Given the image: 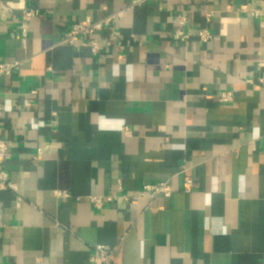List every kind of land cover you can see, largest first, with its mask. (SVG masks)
<instances>
[{
  "label": "crops",
  "instance_id": "crops-1",
  "mask_svg": "<svg viewBox=\"0 0 264 264\" xmlns=\"http://www.w3.org/2000/svg\"><path fill=\"white\" fill-rule=\"evenodd\" d=\"M107 18L99 55L65 42ZM16 61L0 264H97L99 245L111 264H264V0H0V62ZM164 180L170 197L126 201Z\"/></svg>",
  "mask_w": 264,
  "mask_h": 264
},
{
  "label": "built area",
  "instance_id": "built-area-1",
  "mask_svg": "<svg viewBox=\"0 0 264 264\" xmlns=\"http://www.w3.org/2000/svg\"><path fill=\"white\" fill-rule=\"evenodd\" d=\"M244 9L247 10V7H244ZM213 13L210 12L206 15L207 20L212 17ZM252 16H259L261 15V12L257 9L253 10L251 12ZM36 14L33 11H26L22 17V23L19 27L21 31L22 37H27V31H28V20L35 17ZM113 22L112 18H107L102 22L95 23L91 19H86L84 23H74L67 34V37L65 38V42L70 46H76L77 42L81 40L82 38H86V46L90 48L92 54L99 55L103 50L109 48L113 45L114 41L118 40V34H116L112 41L106 42L105 44H102L98 39L93 38L98 33L103 31L105 28H108L111 23ZM186 24V18L183 16L178 17V25L179 29L175 32L173 37L175 39H183L186 40L190 37L191 31H186L184 29H181ZM198 36L200 37L201 41L204 43H207L213 39V35L206 29H200L197 30ZM115 44V43H114ZM120 45V46H119ZM117 46L122 47L121 44ZM21 64L19 62H0V78H9L11 77L15 71H17L20 68ZM264 67L263 62H259L257 66V70H261V68ZM260 80H262L260 78ZM231 94L230 93H223L221 96H219V102L220 103H227L230 102ZM9 150V145L5 141L0 140V191H8V190H14L13 183L10 180L9 172L6 168V161H7V154ZM184 189L186 193H190L193 191V181L191 178L185 179ZM173 193L172 186L170 184L169 180L159 181L157 183H146L142 186V189L139 193V196L130 197L126 196V201L134 202L137 201L138 198L148 197L149 199H154L155 197L159 195H163L165 197H170ZM55 196L57 198L60 197H68V194L64 191H56ZM115 197H106L105 200L108 202L114 201ZM90 202L98 207L102 204L103 200L100 197H91ZM94 255L92 257V261H94L97 264H111L110 261V248L99 245L93 248Z\"/></svg>",
  "mask_w": 264,
  "mask_h": 264
}]
</instances>
